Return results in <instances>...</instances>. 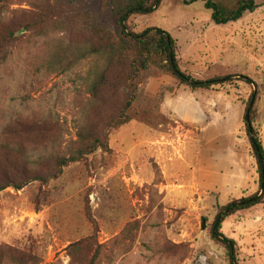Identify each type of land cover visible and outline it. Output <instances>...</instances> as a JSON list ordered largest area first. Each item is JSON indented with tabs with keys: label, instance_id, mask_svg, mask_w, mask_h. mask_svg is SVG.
<instances>
[{
	"label": "rangeland",
	"instance_id": "rangeland-1",
	"mask_svg": "<svg viewBox=\"0 0 264 264\" xmlns=\"http://www.w3.org/2000/svg\"><path fill=\"white\" fill-rule=\"evenodd\" d=\"M255 4L225 25H215L195 0H161L152 14L132 16L131 31L157 28L174 39L187 75L233 81L199 98L174 99L170 77L145 76L132 120L108 133V151L70 164L46 184L31 180L51 170L52 157L76 150L90 101L88 64L56 65L68 38L60 27L34 37L22 31L0 63V187L26 184L0 190V264H73L68 247L82 241L97 247L94 264H228L209 232L217 205L257 190L242 120L254 90L253 126L264 148V4ZM0 6L19 23L46 0ZM72 34L78 38V24ZM119 105L111 102L101 118ZM16 122L34 127L26 136L3 132ZM7 142L19 145L27 162L1 146ZM221 233L235 241L240 264H264V205L227 218Z\"/></svg>",
	"mask_w": 264,
	"mask_h": 264
},
{
	"label": "trees",
	"instance_id": "trees-1",
	"mask_svg": "<svg viewBox=\"0 0 264 264\" xmlns=\"http://www.w3.org/2000/svg\"><path fill=\"white\" fill-rule=\"evenodd\" d=\"M195 1L204 2L215 25L238 21L256 7V0ZM160 3L161 0H46V6H36L30 20L19 23L7 16L5 6H0V63H4L10 48L23 40L22 31L33 33V37L43 36L56 26L68 33L66 44L55 52L54 58H58L56 65L70 67L81 61L88 64L84 87L90 101L82 123L77 127L76 150L67 157H52L51 170L45 176L33 177L31 181L44 184L54 181L70 164L81 163L98 150L107 152L108 133L132 120L138 89L147 75L159 73L170 77L174 81L171 91L174 99L189 95L199 98L213 86L233 81L234 76L197 80L187 75L179 67L174 39L161 29L147 28L140 33L131 31L128 21L132 16L152 14ZM74 24L79 27L78 38H72ZM256 98L254 90L246 102L242 120L255 161L257 190L223 206L217 205L209 232L211 241L224 250L228 264H240L238 249L235 241L221 233V225L236 213L264 205V148L253 126ZM113 101L120 103L116 114L107 119L101 118L104 108ZM33 127L32 124L21 126L16 122L3 132H8L9 136L18 132L26 136ZM1 146L12 148L14 159L21 157L27 162L22 155L23 150L15 142L2 143ZM24 185L5 184L0 190L11 187L19 191ZM68 252L73 264L96 262L97 247H94V242L73 243Z\"/></svg>",
	"mask_w": 264,
	"mask_h": 264
},
{
	"label": "water",
	"instance_id": "water-1",
	"mask_svg": "<svg viewBox=\"0 0 264 264\" xmlns=\"http://www.w3.org/2000/svg\"><path fill=\"white\" fill-rule=\"evenodd\" d=\"M202 228L204 229V222H203V226H202Z\"/></svg>",
	"mask_w": 264,
	"mask_h": 264
}]
</instances>
